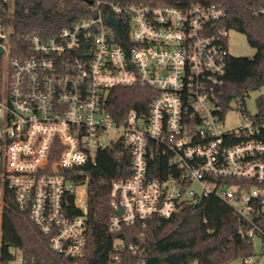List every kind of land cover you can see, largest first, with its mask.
Returning <instances> with one entry per match:
<instances>
[{"label":"built area","instance_id":"1","mask_svg":"<svg viewBox=\"0 0 264 264\" xmlns=\"http://www.w3.org/2000/svg\"><path fill=\"white\" fill-rule=\"evenodd\" d=\"M91 1L84 0L89 15L56 34L29 37L25 55H9V26L0 19V185L53 255L81 257L89 170L99 152L121 143L129 173L110 181V231L170 217L213 193L250 223L248 237L264 238V115L242 111L239 125L225 127L233 30L223 23L225 7ZM117 87L149 88L147 108H118L115 116L110 94ZM113 245L115 260L137 250L121 239ZM0 264L26 262L18 254ZM239 264H255L253 255Z\"/></svg>","mask_w":264,"mask_h":264},{"label":"trees","instance_id":"2","mask_svg":"<svg viewBox=\"0 0 264 264\" xmlns=\"http://www.w3.org/2000/svg\"><path fill=\"white\" fill-rule=\"evenodd\" d=\"M0 0V19L9 26V55H25L29 37H47L91 13L84 0ZM114 1V0H113ZM125 1V0H115ZM152 5L187 7L193 2L219 3L226 9L223 23L243 33L255 49L251 57L229 56L226 64L222 106L224 110H244L250 91L264 84V0H139ZM0 42H2L0 40ZM0 57V87L2 78ZM149 88H114L110 94L112 111L136 109L143 112L150 100ZM259 114L264 115V93L256 98ZM160 160V159H159ZM129 154L120 143L97 155L89 170L87 193V234L85 253L69 259L53 255L47 238L18 209L12 191L2 187L0 194V261L8 263L21 255L26 264H228L253 255L252 237L247 236L250 223L239 216L231 204L211 193L188 202L167 218L153 217L140 223L122 225L117 231L108 228L109 187L113 178L128 175ZM156 172L154 176H163ZM259 223L264 226L263 220ZM121 239L137 247L135 253L125 249L120 260L113 259V243ZM261 254H264V238Z\"/></svg>","mask_w":264,"mask_h":264},{"label":"rangeland","instance_id":"3","mask_svg":"<svg viewBox=\"0 0 264 264\" xmlns=\"http://www.w3.org/2000/svg\"><path fill=\"white\" fill-rule=\"evenodd\" d=\"M11 4V0H7ZM228 49L230 55L233 57L238 56H246L251 57L255 49L251 47L247 41L246 36L238 32L236 30H230L228 34ZM7 56L3 55V65L5 64ZM264 93V84L257 90L250 91L248 94V97L245 101V109H231L228 111L225 115V127H233L237 126L242 122V111L248 112V113H255L258 112L257 104H256V98ZM116 134L113 132H110L109 135ZM2 192V186L0 185V194ZM1 225V224H0ZM252 246H253V259L255 260V264H264V254H261V251L263 249V244L259 236L254 235L252 237ZM228 264H239V259L232 261Z\"/></svg>","mask_w":264,"mask_h":264},{"label":"water","instance_id":"4","mask_svg":"<svg viewBox=\"0 0 264 264\" xmlns=\"http://www.w3.org/2000/svg\"><path fill=\"white\" fill-rule=\"evenodd\" d=\"M90 2H92L91 0H89V3ZM107 20H108V22H110L111 24L113 23V25L117 28V23H116V21H114L113 19H112V17H107ZM3 47H2V45H0V54H2V52H3ZM116 213H118V214H120L121 213V209H118L117 211H116Z\"/></svg>","mask_w":264,"mask_h":264}]
</instances>
